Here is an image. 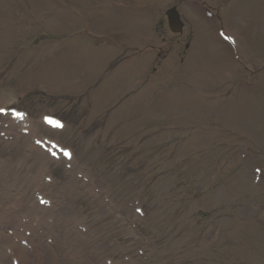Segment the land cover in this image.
<instances>
[{
  "label": "rangeland",
  "instance_id": "374dc122",
  "mask_svg": "<svg viewBox=\"0 0 264 264\" xmlns=\"http://www.w3.org/2000/svg\"><path fill=\"white\" fill-rule=\"evenodd\" d=\"M1 179L95 264H264V0H0Z\"/></svg>",
  "mask_w": 264,
  "mask_h": 264
},
{
  "label": "bare ground",
  "instance_id": "6f19581e",
  "mask_svg": "<svg viewBox=\"0 0 264 264\" xmlns=\"http://www.w3.org/2000/svg\"><path fill=\"white\" fill-rule=\"evenodd\" d=\"M215 50L208 49L211 53ZM10 200L6 182L1 179L0 264H95L86 258L83 245L77 239L64 229L55 231L52 223L59 218L53 209L48 211L51 220L45 221V209L25 204L7 207L5 202Z\"/></svg>",
  "mask_w": 264,
  "mask_h": 264
},
{
  "label": "water",
  "instance_id": "95a60500",
  "mask_svg": "<svg viewBox=\"0 0 264 264\" xmlns=\"http://www.w3.org/2000/svg\"><path fill=\"white\" fill-rule=\"evenodd\" d=\"M174 9H170L167 11L168 15H171L173 17V21L170 20V28L172 31H180L181 30V26L182 23L179 21L178 17H177V13H175L173 11Z\"/></svg>",
  "mask_w": 264,
  "mask_h": 264
},
{
  "label": "snow or ice",
  "instance_id": "6c2138e0",
  "mask_svg": "<svg viewBox=\"0 0 264 264\" xmlns=\"http://www.w3.org/2000/svg\"><path fill=\"white\" fill-rule=\"evenodd\" d=\"M56 126L59 127L60 125L57 124ZM64 154H65L66 156L69 155L67 152H65ZM42 203H46V201H42Z\"/></svg>",
  "mask_w": 264,
  "mask_h": 264
}]
</instances>
